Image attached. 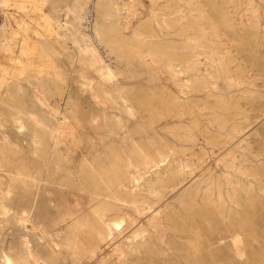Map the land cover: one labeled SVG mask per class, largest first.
<instances>
[{
    "label": "bare ground",
    "instance_id": "6f19581e",
    "mask_svg": "<svg viewBox=\"0 0 264 264\" xmlns=\"http://www.w3.org/2000/svg\"><path fill=\"white\" fill-rule=\"evenodd\" d=\"M45 1L0 0V8L4 7L8 10L15 8L25 12L28 6L32 5L42 11ZM150 1L152 2L151 12L148 14L150 29L144 33L133 30L131 33L133 43L126 42L123 31L117 29L114 34L120 32L121 38H109L110 33L104 31L109 35L108 37L103 35L102 39L106 38L105 41L111 50L119 51L123 55L126 51L124 58L127 60H129L128 57L133 60L132 56L139 62L144 60L150 66H158L159 71L168 77L170 82L175 81L170 85V88L172 87L170 95L174 97L170 99V95L165 93L152 92L144 101V96H138L135 99L136 103L145 105L147 110L144 111V115L139 113L141 117L132 124L130 115L133 116V113L136 112L132 104L133 93L130 97H126L120 91H113L115 88L112 90L113 92L108 91L105 88V83L108 81H96L91 78L89 81L92 84L91 87L96 86V88H91L92 91L89 90L90 97L97 106L102 105V109L87 120L88 126L95 129L100 139H108L110 144L120 142L122 145L121 142L127 141L143 144L147 146L146 153L142 156L140 154L141 157H138L140 160L137 163H133L135 156L132 157V161L129 156V159H121L123 166L121 164H117L116 168L115 165L111 166V168L114 167L111 169L112 174L103 169V171L100 170L99 167L104 166V161L97 167L81 160L82 163H78L79 166L76 168L73 164L74 161L79 158L85 161L88 156L87 153L80 150L82 140L80 141L81 137L77 138L76 136L77 129L68 122L66 116L62 117L64 114L61 111H52L50 115H47V118L45 117L46 119L40 120L35 111H31L30 108H38L42 99L34 96L33 102L21 100L20 115L15 122L21 125V129L26 125L32 129L31 133L27 134V140L30 141L29 147L32 154L31 159H33L31 161L33 163L35 161L36 165L32 167L33 170L29 169V166L26 168L21 147L16 142L10 141L8 136H2L0 140V170L6 172L8 179L5 180L4 172L3 175L0 173V264H59L58 258L62 249L60 250L58 242L56 244V237L54 238L49 232L43 233V243L34 239V244L29 246L31 242L25 234L27 229H25V222L30 221L33 227L35 226V221L33 223L30 219L26 220V214L34 207L35 198L39 197L41 193L39 191L41 185L49 188L45 191L46 196L50 194L58 196L60 199L64 194L72 196L69 203L67 202L65 205L61 203L58 206L59 212H57L62 214V222L67 225V231L70 233V237L65 238V247L72 255V264H77L82 256L88 259L89 264L93 262L100 264H161L166 262L165 264H168L171 257L176 258L178 249L176 244L183 242L176 241V244L173 242L170 244L167 242L168 238L174 237L177 240L189 238L194 232L198 219L204 218L205 221H209L212 212L219 213L231 208L264 206V25L262 26L264 21L260 11L257 9L253 14L246 15L247 20L252 23L251 31H248L250 26L248 29L244 28L247 30L235 31L234 28L237 26H233L235 18L230 20L232 16L229 19L223 10H217L221 8L217 5L215 14H211L214 17L212 19L200 11L201 9L198 10L197 6L193 7V4L188 0L179 1L192 7L189 10L190 15H185L175 2V5L172 2V5L162 6L160 4L162 0ZM208 2L210 6L207 4ZM208 2L206 5L210 8L212 2L210 0ZM133 4L135 5L136 2ZM162 7L170 10V13H165ZM139 10H134L133 15L140 14ZM129 11L131 13V9ZM197 11L200 14L197 15ZM31 12L33 11L31 10ZM74 12L78 17L84 15V13L76 12V8ZM211 12L214 13L213 10ZM45 13L39 16L44 25L37 24L43 29L40 28L44 33L41 32L42 35H51L54 31L51 21ZM108 15L103 13L101 17H106V19L107 16L108 19L110 16L112 17L111 14ZM121 15L116 17L117 27H122ZM208 19L211 20L207 21ZM130 22L132 21L130 20ZM110 32L112 31L110 30ZM18 35V30H13V40L11 41H16ZM76 36L78 37V35ZM20 41L23 43L22 50L25 60L19 65L5 66L0 69V105H5L4 107H11L15 104L16 96L12 94L18 93L21 89L18 83L20 77L23 76L24 79V76L29 75L36 79L41 78L43 81L44 77L53 75L57 78L59 74L47 53L50 50L46 51L45 47L43 49L25 37ZM155 41L159 42L156 44ZM8 48V46L5 47V49ZM94 64L98 65V63ZM142 65L139 63L140 67ZM99 66L101 67V65ZM101 68V71L104 70ZM127 68L129 69V66ZM150 69L152 71V68ZM140 74L138 73V75ZM180 78L183 84H178L177 79ZM158 81H160L159 78ZM176 87L180 88L179 92L175 91ZM4 89L7 100L3 96ZM36 89L38 90V88ZM21 93L20 95L24 96L22 91ZM38 115L40 116V113ZM252 130H254L253 135L244 140L247 132ZM68 138L72 140H70L71 145H69ZM91 147L94 148L92 145ZM96 147L98 148V146ZM27 149L29 151V148ZM154 149L157 151L156 156L153 154ZM120 150L116 152L122 153L124 149ZM133 150L135 151L134 148ZM141 150L144 152L143 149ZM98 151L100 150L98 149ZM107 153L110 154L109 151ZM134 154L136 155V153ZM28 155L25 156L30 157ZM120 157L123 158V156ZM167 158H171L174 166L169 170L167 179L162 178L163 176L158 179L147 177L152 168H155L156 172L161 171L159 165ZM92 159L90 158L91 162ZM100 159L102 161L101 157ZM100 159L99 162H101ZM209 159L218 161L217 168L219 169H208ZM95 160L97 159L94 158V162ZM130 162L132 163L130 164ZM181 164L187 165L192 174L197 173L199 179L196 180L193 187L183 192L178 200L179 210L168 209L171 212L169 213L167 209L162 208L161 201L165 191L175 190L179 186L177 184L180 173L178 166ZM106 165H110L109 162ZM31 187L38 189L35 196L34 190H30ZM16 189L20 191L21 201L15 198ZM44 201L45 199H42L36 208L39 213L43 214L47 210ZM19 203L26 204L29 210L20 211L17 208ZM145 219L147 221L144 223ZM36 223L38 222L36 221ZM40 225L43 226L44 223L43 225L40 223ZM8 227L10 230L14 229L15 232L7 234L9 233L6 232ZM52 228L50 227V229ZM40 233L42 234V232ZM195 245L193 246L195 247ZM108 246L113 247L110 257L100 258L102 255L100 252ZM193 253L192 255H194ZM66 255L69 256V254ZM178 255L180 257V254ZM62 257L65 256L62 255Z\"/></svg>",
    "mask_w": 264,
    "mask_h": 264
},
{
    "label": "rangeland",
    "instance_id": "374dc122",
    "mask_svg": "<svg viewBox=\"0 0 264 264\" xmlns=\"http://www.w3.org/2000/svg\"><path fill=\"white\" fill-rule=\"evenodd\" d=\"M188 1L191 4H193V7L197 6L196 8L198 10L201 9L200 11L204 12L208 18H212V19L214 17L211 14H215L214 11L218 7H221L217 10H220V11L223 10V12L228 15L229 19L232 16V18L230 20H233L235 18L234 23H233L234 27L237 25L234 28L235 31L247 30L249 28V26H250V28L248 29V31H251L252 30V28H251L252 23L247 20L246 15L248 16V15H250V13L253 14L257 9L260 11V13L262 15L261 17L263 18V21H264V0H214V1L210 0V2H212L211 7H214V8H211V7L209 8V6H210V4L208 2L209 0H188ZM133 2L134 3L136 2V4L134 5ZM172 2L174 5L176 3V6L180 7L184 11L185 15L186 14L190 15L191 12H189V10L192 9V7L180 2L179 0H171V1L170 0H162L160 2V4L162 6H166L167 4L172 5ZM206 2H208L207 4H209V6L206 5ZM215 2H217V3H215ZM204 5H206V6H204ZM137 6H139V7H137ZM255 6H257V7H255ZM75 8H76V12H80L81 14L84 13V15H82L84 17H82V16L78 17L77 14L74 12ZM140 8H141V10H139ZM151 8H152V2L150 0H46L44 3V7L42 9L43 12L39 11L38 9H36L32 5L28 6L27 11H25V12L20 10V9L17 10L15 8H9V10L7 8H4V7L0 8V61H2V62H0V69H2V67H5V66L16 65V64L19 65L22 61L25 60V56H23L24 53L22 50L23 49V47H22L23 43L20 41V40H22L23 37H25L26 39L31 41V43L39 45L43 49L45 47L46 51L50 50L47 53L51 57V59L53 60V64H55L54 66H55V69L57 71V74L59 73L57 78L55 76L51 75V77L53 79L50 76L49 77L47 76V77L43 78V81L41 78L36 79L33 76H29V75L24 76V79L22 78L23 76L20 77V79L18 80V83H19V86L21 89L18 93L12 94L13 96L14 95L16 96L15 104L11 107H7V106L4 107L5 105L4 106L0 105V131L2 132V133L0 132V140H1L2 136L4 137L6 135V136H8L10 141L16 142V144H18L21 147L22 156L24 158V164H25V166L27 165L26 168L29 166V169L33 170L32 167H35V165H36L35 161H34V163L31 161L33 159H31L32 154L30 153V147H29L30 141L27 140V134H30L31 133L30 131L32 129L31 128L29 129V127L27 125L22 127V129H21V125H19L17 122H15V120L20 115V111H21V107H20L21 103L20 102H21V100L33 102L35 97H38L40 100L42 99L41 103H39L38 108L37 107H31L30 110L35 111L36 116H38V118L40 120L46 119L48 117L47 115H50V113L52 111H55V110L59 111V112L61 111V113L64 114V115L61 114L62 117L66 116L68 118V122L72 126H74L75 129H77L76 136H77V138L81 137L79 140L80 141L82 140V142H81L82 144L80 143V150H81V152H83L85 154L87 153L88 156H87V159L85 161L82 158L75 160L73 163L75 165L74 167L78 168L79 164L82 162H85V163L87 162L89 164L92 163L93 165L98 167L104 161V163H103L104 166L101 165L99 167L100 170L103 169L104 171L112 174L111 169L114 167L116 168L117 164H121L123 166V162L121 159H129L128 156L131 158L133 156H135L133 158H135V159L137 158V159L136 160L134 159L135 162L133 161V163H137V161L140 160L139 158L143 154L146 153L145 151L147 150L146 149L147 146L143 145V144H138V143L127 141V142H121L123 145L122 146L120 144V142L110 144V142H109L110 140L100 139V137H99L98 133L95 131V129H92V127L88 126L87 120L92 115L98 113V111L100 109H102V105L97 106L95 101L90 97L91 96L90 91H92V89L96 88V86L93 88L91 87L92 84H91V82H89L91 80V78L95 79L96 81L97 80H103V81L105 80L104 82L108 81V83L107 82L105 83V86H106L105 88L108 91H112L115 88L113 91H120L126 97H130L133 93L132 104L134 107L133 109L136 112L133 113V116L130 115V123H132V124L137 122L138 118L141 117V115L139 116V113L143 114L144 111L147 110L145 105H143V104L138 105L136 103L135 99L138 96H140V95L144 96V101H146L145 100L146 97L149 96L152 92L160 93V94L165 93L167 95H170L172 93L171 92L172 87L170 88V85H172V83H174L175 81L170 82L171 80H169L168 77H166L165 75H163L159 71L158 66H155V65L150 66V64L144 62V60H142V61L140 60V62H139L138 60H135L132 56H131V58L133 60H131L129 57H128L129 60H127L126 58H124L126 51L124 52V55H123V54L119 53V51L111 50L108 43L105 41L106 38L102 39L104 36L108 37L109 33H110L109 38H113V39H114V37L121 38L122 35L120 32H118L120 34L117 33L118 36H116L117 34L116 35L114 34L117 32V30H120V31H123V34H124L123 37H126V39L125 38H122V39H125L126 42L128 41V43H133L134 42L133 36L131 34L133 30H138L141 33H144V31H148L150 29V27H149L150 18L148 16V14L151 12ZM130 9H131V13L129 11ZM133 9L139 10L140 14H137V15H140V16L137 17V15H133V11H134ZM209 9H210V11L213 10L214 13H212V12L210 13ZM238 9H239V11H238ZM252 9H254V10H252ZM31 10L33 12H31ZM162 10L165 13H170V10H167L164 7H162ZM227 11H229V12H227ZM249 11H251V12H249ZM236 12H237V14H236ZM42 13H45L51 21L52 28L54 31L51 35H48V34L42 35V34H44L41 31L42 28L38 26V24H41L43 22L40 19L41 17H39L42 15ZM103 13H106L107 15L111 14L112 17L110 16L109 19H108L109 15L107 16V19H106V17L105 18L101 17V14H103ZM125 13H128V14H125ZM119 14L120 15L122 14L121 15L122 16L121 20H123L121 22L122 27L116 26V22H117L116 17ZM198 14H200V13L197 11V15ZM174 15H172V16H174ZM130 20L132 22H130ZM209 20H211V19H208L207 21H209ZM38 21H41V22H38ZM74 22H75V24H74ZM125 22H126V24H124ZM203 22H205V21H203ZM3 24H4V26H3ZM123 24H124V26H123ZM41 25H44V24L42 23ZM53 25H55V26H53ZM245 25H247V26H245ZM263 25H264V22H262V26ZM36 26H38V27H36ZM2 27H5V28H3L4 30L2 29ZM246 27H247V29H244ZM76 28L80 29V31H78V29H76ZM98 28H100L101 30ZM236 28H237V30H236ZM5 29H6V31H5ZM13 30L14 31L18 30V32H19V35L17 36L16 41H11V40H13L12 39L13 38L12 37V31ZM110 30L112 32H110ZM263 30H264V28H263ZM104 31H107L109 33L107 34V32L105 33ZM39 32H40V34H39ZM41 32H42V34H41ZM98 32L101 34L99 35ZM56 34H57V36H56ZM74 35H75V37H74ZM76 35H78V37ZM127 36H128V38H127ZM82 37H83V39H82ZM55 38H57V39H55ZM78 38H80L81 40ZM82 40H84V41H82ZM125 40H124V42H125ZM93 41H95V42H93ZM1 42H4V43L1 44ZM157 42H159V41H155L156 44H157ZM60 43H61V45H59ZM84 43L87 45H85ZM7 46L9 48L5 49V47H7ZM83 47H84V49H83ZM11 48H13V49L11 50ZM86 48H88V49H86ZM89 48H90V50H89ZM92 48L95 52L92 50ZM82 49L85 51H83ZM107 49H109V50H107ZM81 52H82V54H81ZM109 52H110V54H109ZM93 54H95V55H93ZM9 55H11V57H8ZM51 55H53V56H51ZM122 55H123V57H122ZM92 58H94V59H92ZM95 59H96V61H95ZM120 59H122V60H120ZM81 60L82 61L84 60V62H82ZM1 63H3V64H1ZM84 63H86V64H84ZM93 63H98V65L97 64L93 65ZM126 63H128V64H126ZM139 63H140V65H141V63L143 65L140 67ZM82 64H84V65H82ZM103 64H104V66H103ZM105 64H106V66H105ZM99 65H101V67L104 70L101 71L100 70L101 67ZM127 65L129 66V69L127 68L128 67ZM97 67H99V68L97 69ZM150 68H152V71ZM145 69H147L148 71ZM94 70H96L97 72ZM98 70H100V71H98ZM130 71H132V72H130ZM143 72H145V73H143ZM138 73L139 74L141 73V74L138 75ZM155 73H156V75H155ZM150 74H152V75H150ZM161 75H163V76H161ZM100 77H101V79H100ZM49 78H50V80H49ZM153 78H154V80H153ZM158 78L160 81H158ZM161 79H162V82H161ZM165 79L167 81L168 80L169 81L167 82ZM86 80H88V81H86ZM39 81H40V83H39ZM177 82H178V84H183V82L181 81V78L177 79ZM258 83L261 84V82H258ZM93 84L95 85V83H93ZM38 86L40 87V89ZM120 86H122V87H120ZM35 87L38 88V90ZM116 87H117V89H116ZM53 88H55V89H53ZM126 89L128 90V92ZM4 91H5V89L3 90V92ZM21 91L23 92L24 96H21L22 95ZM123 91H124V93H123ZM175 91L179 92L180 88L176 87ZM20 93H21V95H20ZM39 94H40V96H39ZM3 96H4V99L7 100V98H5V92L3 93ZM173 97H174L173 95H170V99H172ZM2 99H3V97H2ZM42 105H45V106H42ZM48 109H50V110L48 111ZM74 109H75V111H74ZM39 113H40V116L38 115ZM68 113H70V114H68ZM76 113H78V114H76ZM134 116H135V118H134ZM75 123H77V124H75ZM28 131H29V133H28ZM253 133H254V130L250 131L249 133L247 132V134L244 136L243 139L244 140L249 139V137L252 136ZM93 135H95L96 137ZM68 140H69L68 141L69 145H71L70 144L72 141L71 138H68ZM131 144H133L132 146L135 149V151L133 150ZM91 145L94 148H92ZM96 146H98V148ZM99 146L101 147L102 150L100 149ZM111 146H113V148H111ZM27 148H29V151ZM95 148H96V150H95ZM104 148H105V150H104ZM116 148H117V150H116ZM130 148H132V151H130L131 150ZM98 149L101 152L98 151ZM111 149H113L112 153H110ZM114 149L117 152H119L118 150H120V149L123 150L122 151L123 154L121 152L117 153ZM141 149H143L144 152ZM103 150H104V152H103ZM138 150H140L141 152ZM96 151H97V154H96ZM108 151L110 153L109 155L111 158L109 157V155L107 153ZM102 152H103V154H102ZM198 152H200V149H198ZM104 153H106V154H104ZM134 153H136V155ZM156 153H157V151H155V149H154L153 154L155 156H156ZM112 154H114V155H112ZM140 154H141V156H140ZM25 155L26 156L28 155L30 157H26ZM89 155H91V156L89 157ZM120 156H123V158H121ZM25 157H26V159H25ZM100 157L102 158V161H101ZM27 158H29V159L27 160ZM90 158L91 159L93 158L92 162H91ZM94 158L97 159V160H95L96 163L94 162ZM133 158L131 159V161L133 160ZM99 159L101 162H99ZM25 160H26V162H25ZM81 160H82V162H81ZM107 160H109V161H107ZM169 160L171 162V158H169V159L167 158L164 160V162L160 163L159 166H160L161 171L156 172L155 168H152L153 170L152 169L150 170L149 174H147V177L153 178V179H156V178L158 179V178H161V176H163L162 178L167 179L169 177V170L174 168V166L172 165V162L171 163L168 162ZM108 162L110 165H106V164H108ZM131 163L132 162H130V164ZM208 164H209L208 169H210V170L219 169V168H217L219 166V162L214 160V159H209ZM107 166H110V167H107ZM111 166H114V167L111 168ZM104 167H107V168L104 169ZM109 169H110V171H109ZM178 169L180 170L179 171L180 172L179 177L177 180V182L179 181V183H177L179 186H177V188L175 190L168 189L167 191H165V195H164L165 197L163 196L162 201H161L162 208L167 209V211L169 213H171L169 210H172V211H178L179 210L178 200L182 196L183 192H186V191H188L189 188L193 187L194 184L196 183V180L199 179L198 178L199 176H197V173L192 174L190 168L189 167L187 168V165H185V164L179 165ZM187 172H188V174H187ZM0 173L4 174V175L3 174L2 175L4 176L5 180L8 179L6 177L7 174H5L6 173L5 171L0 170ZM6 183H8V182L6 181ZM39 189H41V190H39V191H41V193H40L39 197L37 196L35 198L36 200H35L34 207L32 209H30L32 211V213L28 209L26 204L19 203L17 205V208L20 209V211L23 209L29 210L28 213L26 214V220L30 219L33 221V223L35 221L34 227L30 221L27 223L25 222V229L27 228L25 230L26 231L25 234H27V238L31 242L29 244V246H32L34 244V239H38L41 243H43V238H42L43 235L45 233L49 232L51 235L54 236V238L56 237L55 238L56 244L58 242L60 244V250L62 249L61 250L62 254L60 253V256H59L60 260L58 258V263L62 264V262H63V264H72V255L70 254L69 251H67V249L65 247V238L66 239L69 238L70 233L67 231V225L62 222V219H63L62 214L57 213V212H59L58 206H60L61 203L64 205L67 204V202L72 199V196L71 195L69 196V194H66V196H65V194H64L63 198L60 199L58 196H53L50 194L48 196H46L45 191L49 190V188L45 185H43V186L41 185V187ZM30 190L31 191L34 190V196H35V193L38 192L37 188L33 189L31 187ZM15 198L20 199L19 201L22 200L21 199L22 197H20L19 189H16ZM42 199H45L44 202L47 205L48 211L46 210V213H45L47 216L43 213H39L38 209H36L37 206L42 202ZM60 200H62V201H60ZM219 213H220V215H219ZM219 213L218 212H212V214L210 215L209 221H205L204 218L198 219L196 221V224H195L196 226L194 228V232H193L194 234L192 233V235L189 236V238L185 237V238H180V240H177L174 237L173 238L169 237L167 242L170 244H172L171 242H173V244H176V241L177 242L183 241V242L176 244L178 246L177 247L178 252L176 251V256H175L176 258L173 259V257H171L172 259H170V261H168V264H173V263L174 264L175 263L176 264H178V263H180V264H188V263L192 264L191 262H194L193 264H264V206L252 207V208L251 207L231 208V209H227L225 211H220ZM212 216H214V217H212ZM36 217H38V218L36 220H34ZM36 221L38 223H36ZM146 221H147V219L144 220V223ZM202 221H203V223H202ZM40 223L42 225L44 223V225L41 226ZM54 223H55V225H54ZM51 224H52V226H51ZM38 225H40V226H38ZM207 225H208V227H207ZM43 227L47 231H45ZM50 227L51 228L53 227V228L50 229ZM11 230H10V227H8L6 232H9V233H7V234H12L15 232V231H13L14 229H11ZM40 232H42V234ZM65 233H66L67 237L65 236ZM198 235L200 236L199 238H198ZM206 235H207V237H206ZM58 238H60L61 240ZM174 239H176V240L174 241ZM196 239H197V241H196ZM185 241H186V243H185ZM187 242H190V243L188 244ZM197 243H199V244H197ZM192 244L193 245L196 244L195 247ZM111 248H113V247L112 246L104 247L102 249V251L100 252V255L102 253L100 258H104V259L109 258L111 253H112ZM201 249H203V250H201ZM186 250H188V251H186ZM195 251L196 252L198 251V252L196 253ZM192 253L194 255H192ZM66 254H69V256ZM178 254H180V257ZM62 255L65 257L63 258ZM61 257H62V259H61ZM84 257L83 256L80 257V259H79L80 261L77 264H80V263L81 264L82 263L83 264H89L90 262L88 261V259H86V257L85 258ZM69 258H71V259H69ZM171 261H175V262L171 263ZM165 263L166 262H163L161 264H165ZM91 264H100V263L99 262H93Z\"/></svg>",
    "mask_w": 264,
    "mask_h": 264
}]
</instances>
